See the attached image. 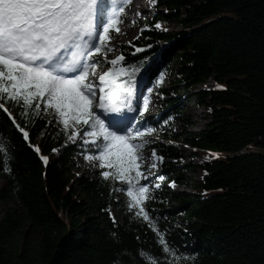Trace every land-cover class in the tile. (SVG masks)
<instances>
[{"label":"trees","instance_id":"trees-1","mask_svg":"<svg viewBox=\"0 0 264 264\" xmlns=\"http://www.w3.org/2000/svg\"><path fill=\"white\" fill-rule=\"evenodd\" d=\"M152 7L139 34L118 46L125 59L117 69L127 74L117 77L116 104L133 110L141 81L155 86L156 112L133 126L159 138L146 146L159 167L139 183L149 187L144 207L171 251L115 199L123 185L103 179L108 169H81L77 157L90 146L69 140L71 130L43 102L39 116L33 109L21 116L8 102L29 135L0 109L7 146L0 161L10 169L0 162V264H146L142 253L156 264H264V0H155ZM170 21L176 30H166ZM193 98L207 108L199 130L185 114ZM195 150L210 159L194 163ZM196 169L193 184L187 174ZM171 182L191 191L172 190Z\"/></svg>","mask_w":264,"mask_h":264},{"label":"snow or ice","instance_id":"snow-or-ice-1","mask_svg":"<svg viewBox=\"0 0 264 264\" xmlns=\"http://www.w3.org/2000/svg\"><path fill=\"white\" fill-rule=\"evenodd\" d=\"M130 3L131 0H0V100L4 101L0 109L27 140L28 132L5 104L19 106L23 109L21 116L27 115L29 109L39 116L43 102V111L51 110L66 133L72 129L69 140L76 142L80 138L82 145L90 146L84 158L98 161L100 169H108L100 172L104 180H117L123 185L116 191L130 198L126 206L156 231L162 250L170 252L144 207V202L151 199L149 187L139 183L140 179H148L141 171L144 145L133 141L142 139L145 132L131 124L120 127L119 121L102 118L109 110L119 112L115 106L120 91L116 80L127 74V69L117 66L124 56L108 61L113 67L99 75V97L96 83L89 79L96 76L101 63L95 57L102 54L106 60L107 53L113 51L109 46L113 39L110 32L121 31L118 25L123 23L122 14ZM143 107L147 110L146 99ZM95 109L102 111L97 113ZM6 147L0 140V156L6 155ZM41 159L47 164L46 157ZM0 162L5 165L3 171L10 170L6 160ZM142 255L146 264H156L155 258Z\"/></svg>","mask_w":264,"mask_h":264},{"label":"rangeland","instance_id":"rangeland-1","mask_svg":"<svg viewBox=\"0 0 264 264\" xmlns=\"http://www.w3.org/2000/svg\"><path fill=\"white\" fill-rule=\"evenodd\" d=\"M135 3V0H131V3L125 6V12L122 14L123 23L119 24V28L121 31L119 33H116L115 31H111L110 34L113 37V39L110 41L109 46L113 47V51H110L107 53V59L105 60L103 55L96 56L98 60L101 61L100 65L96 68V76L92 77L90 76L89 79L93 80L97 85V97L102 95L98 88L102 85L99 84L98 77L99 75L103 74L105 71L109 70L112 65L108 63V61L117 58L119 55V45L125 44L133 40L141 31L142 25L144 24L145 20L149 18L152 13L154 12V8L152 7V3L150 0H140L139 6L136 8H132L133 4ZM131 11H135L134 14H131ZM139 13V15H137ZM178 28V25L170 21L167 23L166 30H176ZM95 56V54H94ZM92 61H89L91 63ZM168 77L163 78V85H168ZM143 81V80H142ZM141 81L140 87H139V98H138V105L134 107L133 110L130 111H124L119 109V112H111L110 110L104 114L102 118H106V120H116L120 122V127H127L129 124L133 125V123L136 122L137 118L142 115H150L153 112H156V109L158 107V95L155 92V86L151 87V92H149L146 88L143 86V82ZM205 87L212 88L215 87V85L212 82H208ZM197 88H194L193 91H196ZM147 100V110H144V101ZM117 108V104L115 105ZM185 114L189 115V122L192 124L190 126L191 130H199L205 127L206 123L208 122V116H207V108L206 106H197L195 103L194 98L191 101L186 102L185 104ZM97 113L101 112L100 109H95ZM51 118L55 121L57 120V117L51 113ZM176 130H180L179 123H175ZM72 131V129L70 128ZM148 130H151L150 133ZM82 136V134H81ZM159 139L155 133L152 131V129L145 130V135L142 139H138L136 141H133V143H139L143 144L144 147L141 150V156L143 159L141 160V171L144 176H148L151 178V175L153 172L157 170L159 167V162L161 159L158 156L152 155V152L146 148V146L150 143L151 139ZM83 139H89L87 137H83ZM75 143H81V139L77 138ZM179 144L183 147H185L181 142ZM191 148H186V150L190 151ZM196 154L194 157H192V160L194 163H200L203 161H206L210 159V157L207 159L205 157V154L201 150H195ZM185 155H187V152H184ZM89 155V154H88ZM189 157H185L183 159V162L188 161ZM78 164L80 165L81 169H85L87 173H90L93 169H98V161L96 160H86L84 158V154L77 157ZM152 165H155L154 167ZM189 177L192 178L193 184H197L198 180L200 178L201 172L199 169H196L192 173L187 174ZM3 181L0 179V187L2 185ZM174 185V186H173ZM167 186H169L172 190L175 191H191V188L189 186H178L174 183H167ZM115 199L121 201L125 206L127 200L130 198L126 197V194L123 192H117L115 194ZM2 206V204H0ZM114 214H118V212L114 211Z\"/></svg>","mask_w":264,"mask_h":264},{"label":"bare ground","instance_id":"bare-ground-1","mask_svg":"<svg viewBox=\"0 0 264 264\" xmlns=\"http://www.w3.org/2000/svg\"><path fill=\"white\" fill-rule=\"evenodd\" d=\"M139 2H140V0H135V3L133 4L132 8L138 7L139 6ZM134 13H135V11H131V14H134Z\"/></svg>","mask_w":264,"mask_h":264}]
</instances>
